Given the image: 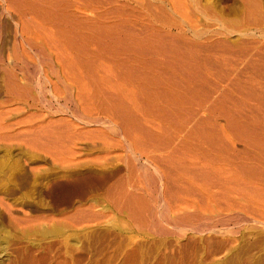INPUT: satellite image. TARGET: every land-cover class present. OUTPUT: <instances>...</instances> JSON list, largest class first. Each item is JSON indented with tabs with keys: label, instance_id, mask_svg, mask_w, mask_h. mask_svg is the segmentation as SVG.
Returning a JSON list of instances; mask_svg holds the SVG:
<instances>
[{
	"label": "bare ground",
	"instance_id": "6f19581e",
	"mask_svg": "<svg viewBox=\"0 0 264 264\" xmlns=\"http://www.w3.org/2000/svg\"><path fill=\"white\" fill-rule=\"evenodd\" d=\"M185 2L0 0V152L54 178L46 214L0 190V264H219L263 231L264 5L201 31Z\"/></svg>",
	"mask_w": 264,
	"mask_h": 264
},
{
	"label": "rangeland",
	"instance_id": "374dc122",
	"mask_svg": "<svg viewBox=\"0 0 264 264\" xmlns=\"http://www.w3.org/2000/svg\"><path fill=\"white\" fill-rule=\"evenodd\" d=\"M187 2V3H186ZM186 2H185V4L188 6V7H186V5H185V8H186V10L185 9H183V13L181 14V15H179V16H176V15H178V14H176L175 16L177 17H175V19L177 20V19H179L180 20V18L182 19V18H185L184 16H185V14H187V12L189 13V11H190V13L189 14H187L186 16H187V18H189L188 20H191V21H194V23L193 22H191V21H189L190 23H193V24H195V25H198V26H195V28H197V29H199V30H201V31H203L204 29L206 30L207 28L208 29H210V27H211V30H214V29H216V28H219V26H220V24L217 22L216 23V20L214 21V19H212V17H213V15H214V13L213 12H215V14L219 17V19H220V17L221 18H224V19H226V20H238V19H240V18H242L243 17V15H244V7H243V4H242V2H241V0H199V2L201 3V5L203 6L204 4H205V6L207 7L208 5L211 7V9L210 10H212L211 12H210V14L212 15H208L207 17V19H206V17H205V19H204V17H203V14H198L197 12H196V10H195V12L198 14V18L196 17L197 16V14L196 13H194V5L192 6V0H186ZM261 2L263 3V5H264V0H261ZM191 6H190V5ZM201 6V7H202ZM208 6V7H209ZM209 7V8H210ZM191 8V9H190ZM193 11V12H192ZM184 14V16L182 17V15ZM191 14V15H190ZM196 16H195V15ZM219 14V15H218ZM190 15V16H189ZM192 16H194V17H196V18H192ZM199 16H201V17H199ZM215 16V15H214ZM216 16V17H217ZM179 17V18H178ZM210 17V18H209ZM217 17V18H218ZM192 18V19H191ZM203 18V19H202ZM197 19V20H196ZM184 20V22H185V24L184 25H187V19L185 20V19H183ZM196 20V21H195ZM206 20V21H205ZM221 20V19H220ZM183 22V23H184ZM210 22V23H209ZM214 22H215V24H214ZM264 23V22H263ZM207 24V25H206ZM209 24V25H208ZM214 27V28H213ZM183 28L184 29H187L186 27H184L183 26ZM174 30H176V29H172L171 31L173 32ZM204 30V31H205ZM177 32V30L176 31H174L173 33H176ZM186 33V34H185ZM189 33V34H188ZM183 34H185L187 37H185L186 39H195V41H200L202 38H194L191 34H190V32L189 31H187L186 32V30H185V32L183 33L182 32V35ZM190 36V37H189ZM191 37H193V38H191ZM251 38H253V36H251L249 39H251ZM260 37H254V40H256V39H258V41H259V44H257V43H255V44H257V45H262V43H263V45H264V37L263 38H260ZM198 39V40H197ZM203 41H204V39H202ZM228 40H230V42L231 41H235V43L237 42V37L234 35V34H231V35H229V37H228ZM202 42V41H201ZM232 42V43H233ZM261 42V43H260ZM255 44H253L254 46H256ZM250 45H252V43H250ZM249 45V46H250ZM251 50H254V49H252L253 47H249ZM229 61L228 62H230L229 64L227 63L226 64V66L224 67V70L225 71H228L229 72V77L230 78H232V77H235V73H237V72H233L234 74H232L231 72L232 71H237L239 68H236V67H241V65L240 64H237V65H233L232 64V62H235L234 60H235V58L233 57V59L232 60H230V58L228 59ZM232 64V65H231ZM229 65V66H228ZM231 65V66H230ZM234 66H236V67H234ZM228 67V68H227ZM234 68V69H233ZM236 68V69H235ZM232 69V70H231ZM231 74V75H230ZM233 75V76H232ZM254 76H255V74H253ZM227 76V77H228ZM254 76H252V78H250V80L251 79H253V80H255V81H258L260 84H259V86H263L264 87V78H262V77H264V76H262V77H260V75H256V77H254ZM259 76V77H258ZM217 77H212V83H217V86L218 87H228L227 85H225V83H223L222 82V80H224V79H222L221 77H218V79H216ZM246 78V77H245ZM214 79V80H213ZM221 79V80H220ZM246 79H248V78H246ZM46 102V103H45ZM45 103V104H44ZM44 103L42 102L41 103V105L39 104V109H40V112L42 113V114H50V112H51V115H55L54 117L55 118H58V117H60L59 115H57V113L58 114H61V113H59V111H58V109L57 108H59V107H57L58 105L57 104H54V102L52 101V105L51 106H53L52 108H51V106H50V102L48 103V101H44ZM54 104V105H53ZM42 105H44V106H42ZM47 105H49V106H47ZM56 105V106H55ZM44 107V108H43ZM55 107H57V108H55ZM42 108V109H41ZM47 108V109H46ZM49 108H51V110L49 109ZM41 110H43V111H41ZM47 110H49V111H47ZM54 110H57V111H54ZM45 111L47 112V113H45ZM56 113V114H54V112ZM44 112V113H43ZM53 112V113H52ZM62 115V114H61ZM3 154V151H1L0 152V163L1 164H3V165H5V166H7V165H9L10 164V162H11V168H12V172H14L15 171V173L16 174H12V176H9L8 177V182L7 183H3L2 181H0L1 183H3V184H0V188H2V189H0L1 191H3V195L5 196V197H7V199L8 200H10V202H17L19 205H22V206H24V208H26L27 210H29V208H32L33 210H30V212H33V213H44V214H46V213H50V211L48 210V203L47 202H45V201H42L41 199H38V198H36V195H37V193L39 194L40 193V188L41 187H43V186H45L46 184H48L49 182H51L54 178H52L53 177V173H52V169H51V167H50V165H47V164H49L48 163V161L46 160H42V162H41V164H43L42 166L45 168V169H48V171L46 170V172H47V174H45V176L43 175V177H41L42 179V184H40V186L39 187H36L33 183H32V181L30 180V179H32L31 178V176L29 175V174H27V172L25 171V169H24V167L23 166H21V162H20V160L18 161V160H13V159H17V157H11V159L9 158V160H11V161H9L8 160V157L5 155V154ZM6 161V162H3L4 160ZM43 161H44V163H43ZM18 163V164H17ZM16 165V166H15ZM18 165V166H17ZM19 165L21 166V169L23 170V172H22V170H20V167H19ZM19 168V169H17L16 170V168ZM48 167H50V168H48ZM50 169V170H49ZM14 170V171H13ZM19 170V171H18ZM18 173H17V172ZM26 172V175H25V172ZM22 172V173H21ZM24 174V175H23ZM9 175V174H8ZM30 176V177H29ZM48 178V179H46V178ZM12 178V179H11ZM30 178V179H29ZM46 180H47V182H46ZM46 183V184H43L44 182ZM11 182V183H10ZM3 185H5V186H3ZM34 185V186H33ZM5 187V188H4ZM43 188H41V190H42ZM38 190H39V192H38ZM37 191V192H36ZM29 207V208H28ZM234 215H236V214H233L232 215V218H233V216ZM238 217V216H237ZM236 217V220L235 221H238V218ZM234 219L235 218H233V219H231V221H230V227H233L234 229H235V227H236V230L238 229V230H241V229H243L242 227H237V226H235L236 224L234 223ZM232 220H233V223L232 224H234L233 226H231V222H232ZM0 222H1V220H0ZM1 225V224H0ZM5 227V228H4ZM4 227H0V231L2 230L3 232H7L6 230L8 229V232H10L11 233V231H10V229L8 228V226H5L4 225ZM40 228V229H39ZM39 228H38V231H44V228H43V226H39ZM264 228V227H263ZM5 230V231H4ZM1 231V232H2ZM263 231H264V229H263ZM263 231H259V230H256V231H254L255 233H257V234H259V236L257 235V237L255 236L256 234H254V233H252L249 237H248V239L249 240H247V238L243 241L242 240V242H240L239 244H238V246H237V248L232 252V253H230L228 256H227V258L229 259V261H228V259L226 260V258L224 259V260H222L219 264H242L241 262L242 261H246V260H248V261H246L245 263L246 264H264V233H263ZM259 232V233H258ZM260 232H261V234H260ZM31 233H32V235H31ZM31 233H29V235L25 238V240L26 241H32V242H35V241H39V240H36V239H39L38 238V236H39V233L38 232H31ZM263 233V234H262ZM256 237H254V236ZM31 236V237H30ZM262 236V237H261ZM258 238V239H257ZM263 238V239H262ZM255 240H257V241H255ZM253 241H255L254 243H253ZM39 242H46V240H41V241H39ZM250 244H249V243ZM252 242V243H251ZM260 244H259V243ZM263 242V243H262ZM258 243V244H257ZM256 244V245H255ZM250 245V246H249ZM261 245V246H260ZM240 246V247H239ZM242 247V248H241ZM249 249H248V248ZM246 249V250H245ZM252 250V251H251ZM261 250V251H260ZM263 250V251H262ZM239 253V254H238ZM246 253V254H245ZM238 254V255H237ZM240 255V256H239ZM242 255H244V256H242ZM248 255V256H247ZM230 256H232V257H230ZM242 258V259H241ZM245 258H247V259H245ZM251 258V259H250ZM255 258H257L256 259V262H255ZM231 259V260H230ZM250 259V260H249ZM263 261H262V260ZM235 260V261H234ZM260 260V261H259ZM226 261H228V262H226ZM231 261V262H230ZM259 261V262H258Z\"/></svg>",
	"mask_w": 264,
	"mask_h": 264
}]
</instances>
